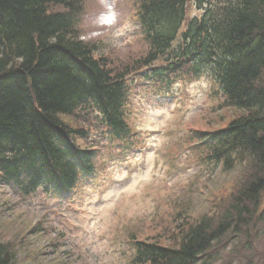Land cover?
<instances>
[{"label": "trees", "instance_id": "obj_1", "mask_svg": "<svg viewBox=\"0 0 264 264\" xmlns=\"http://www.w3.org/2000/svg\"><path fill=\"white\" fill-rule=\"evenodd\" d=\"M188 1L141 0L139 20L150 49L139 63L147 67L167 54L173 59L168 71L187 67L193 77L214 78L226 106L242 113L201 147L216 164L231 168L243 161L246 171L221 210L182 230L178 245L136 239L130 264H201L231 239L233 264H247L249 228L264 190V0H193L203 14L175 46ZM51 5L69 11H51ZM76 9L75 0H0V172L22 164L34 182L23 187L26 194L55 181L52 187L69 190L77 182L74 168L92 169L94 150L70 138L84 130L62 119L88 100L111 129L129 131L124 74L114 73L95 57L93 44L74 34ZM14 254L0 241V264H14Z\"/></svg>", "mask_w": 264, "mask_h": 264}, {"label": "rangeland", "instance_id": "obj_2", "mask_svg": "<svg viewBox=\"0 0 264 264\" xmlns=\"http://www.w3.org/2000/svg\"><path fill=\"white\" fill-rule=\"evenodd\" d=\"M75 2L74 34L93 44L95 57L114 73L124 74L130 135L115 140L97 108L81 106L62 119L86 131L75 143L96 150L92 174L62 195L23 194L0 177V241L14 249V264H130L136 239L174 247L182 230L221 210L246 171L243 161L231 168L216 164L201 147L242 113L226 106L211 75L193 78L185 67L166 84L153 72L167 70L171 56L148 67L139 63L150 49L139 20L141 0ZM50 10L69 11L62 5ZM202 14L196 2H187L175 46ZM259 203L249 228L252 252L242 263L264 264V190ZM233 244L221 243L215 259L199 263L233 264Z\"/></svg>", "mask_w": 264, "mask_h": 264}, {"label": "bare ground", "instance_id": "obj_3", "mask_svg": "<svg viewBox=\"0 0 264 264\" xmlns=\"http://www.w3.org/2000/svg\"><path fill=\"white\" fill-rule=\"evenodd\" d=\"M125 104H126V102H125ZM88 105L89 106H93L94 108H96L95 103L94 102H91V100H88L87 102H85V105L84 106H88ZM103 122H104L105 126L107 127V129H108V131L110 133L109 136L110 137H113L115 140H119L121 138L124 139L125 137H128L130 135V129H129V131H127L125 133H122V131H118L117 129H111V126L108 124V122H105L104 121V118H103ZM68 126H70V128H72L71 125H68ZM82 131H83V129H82ZM87 133H88V131H87ZM85 135H86V131H83L80 134H74L70 138H71L72 141L76 142L77 141L76 138L77 139L85 138ZM76 146L79 147V148H82L84 150H86V149H93V148L81 147V146H78V145H76ZM75 149L78 151L77 148H75ZM22 160H23V158H22ZM21 166H22V164L21 165H18V166L15 165V168H13L11 170H8V171L5 170V172H2L1 171L0 172V177H1V179L3 178L2 181L6 182V184H13V185H15V186H17L20 189V191L23 194H26V187H25V189L23 187L24 186H27L28 187L27 184H33L34 182L27 175V173L25 172V168H23ZM92 167L93 168L95 167L94 166V163H92ZM71 173H72V175L74 177L76 176L79 179H81L83 176H87L86 173H85V167H83L82 165H80L76 169L74 168V171L71 172ZM56 180H57V178H56ZM18 184H20V185H18ZM56 184H57V181H55L54 183L49 182V184H47V183L37 184L38 186H37V188L35 187L36 189L35 188H27V190H30V192H32V193L35 192V191L36 192L43 191V192H45L47 194H50V195L51 194H61L62 195V193H65L64 192L65 189H61V186L58 188V190H57L56 187H52V186H55ZM64 188H68V187H64Z\"/></svg>", "mask_w": 264, "mask_h": 264}]
</instances>
